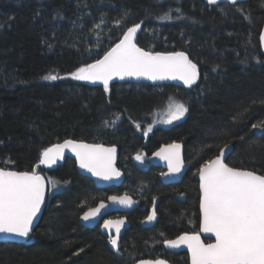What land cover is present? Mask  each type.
I'll use <instances>...</instances> for the list:
<instances>
[{"label": "trees", "instance_id": "obj_1", "mask_svg": "<svg viewBox=\"0 0 264 264\" xmlns=\"http://www.w3.org/2000/svg\"><path fill=\"white\" fill-rule=\"evenodd\" d=\"M165 13L170 18L159 19ZM263 23L262 0H0V167L42 173L51 191L31 239L0 242V264H128L142 257L185 264L162 243L198 228L201 164L231 145L227 164L264 175ZM134 24H141L140 47L183 51L197 64L191 88L115 82L105 90L70 75ZM49 74L60 78L43 79ZM174 98L188 108L185 118L148 132L154 113ZM67 139L116 145L123 185L98 188L69 158L50 171L39 166L47 147ZM171 141L183 142L189 168L165 185L156 167L133 157ZM111 190L140 201L127 214L119 254L97 228L78 222ZM155 199L158 218L145 227L140 222Z\"/></svg>", "mask_w": 264, "mask_h": 264}, {"label": "snow or ice", "instance_id": "obj_2", "mask_svg": "<svg viewBox=\"0 0 264 264\" xmlns=\"http://www.w3.org/2000/svg\"><path fill=\"white\" fill-rule=\"evenodd\" d=\"M209 3L216 4L217 0H209ZM231 3L235 5L237 0H231ZM238 11L244 10L240 8ZM169 18L168 13L159 17V19ZM139 29L141 24L129 27L120 42L106 52L102 59L86 64L70 75L77 80L102 81L105 90L108 89L109 81L114 76L121 79L125 76H145L151 80L179 78L185 85L191 87L199 77L197 64L193 63L184 52L153 54L137 47L133 41ZM259 39L264 42V33L260 34ZM59 78L52 74L43 77L46 80ZM187 111L188 108L184 103L173 102L170 105V117L166 122L179 120ZM260 126L252 125L253 128ZM148 131H151V126ZM65 148L75 152L80 166L88 169L95 176L111 179L120 175V172L113 167L115 148L77 143L72 140L45 149L41 154L40 163L54 164ZM226 148L228 145H224L220 155L198 169L202 228L204 232L215 234V243L204 244L199 235L187 234L180 235L174 240H165L164 243L171 248L186 244L191 252V264H264V175L229 167L223 160ZM179 149V144H172L156 153L168 161L171 173H178L183 167ZM136 159L141 160L142 156L137 154ZM110 199L119 200L121 204L132 203L127 197ZM43 201V177L35 172L0 168V233L28 237ZM104 207L105 205L101 203L99 207L86 212L83 219L96 217ZM154 219L155 212L147 217L148 221ZM123 223V220L115 222L116 235L110 240L117 251H119L117 245L120 226ZM112 226V221L104 222L105 228ZM140 264H150V262L140 261ZM155 264H166V262L157 260Z\"/></svg>", "mask_w": 264, "mask_h": 264}, {"label": "water", "instance_id": "obj_3", "mask_svg": "<svg viewBox=\"0 0 264 264\" xmlns=\"http://www.w3.org/2000/svg\"><path fill=\"white\" fill-rule=\"evenodd\" d=\"M241 1H245V0H237V2H241ZM204 2L208 3L209 0H204ZM220 2H227V3H231V0H217V3H220ZM127 31V30H126ZM125 31V32H126ZM124 32V33H125ZM123 33V35H124ZM139 33V30L137 31V34L136 36L138 35ZM261 33H264V23H263V26H262V29H261ZM260 33V34H261ZM123 35L120 37V39L115 43L113 44L106 52L110 51L111 48L115 47V45L117 43L120 42V40L123 38ZM136 36L134 37V43L136 44L137 47L139 48H142L140 47L137 43H136ZM261 47L262 49L264 50V42H261ZM144 51L146 52H152L153 54L157 53V52H153V51H150V50H147V49H144L142 48ZM105 52V53H106ZM178 52H183V51H178ZM105 53L99 57L98 59H102L103 56L105 55ZM159 53H173V52H162L160 51ZM185 53V52H184ZM187 55V53H185ZM188 56V55H187ZM189 58V57H188ZM96 59V60H98ZM96 60H94L93 62L91 63H94ZM89 63V64H91ZM89 83L91 84H95V85H100V86H104L103 85V82L102 81H88ZM150 83L152 85H160V84H166V83H173L177 86H180L182 88H190L188 85H185L183 83V81H181L179 78H176V79H172V78H165V79H157V80H151L149 79L148 77H145V76H141V77H135V76H125L123 79H121L120 77L118 76H114L110 81H109V84H112V83ZM108 84V85H109ZM67 140H71V139H67ZM66 141V140H64ZM64 141L60 142V143H55V144H52L51 146H49L48 148H52L54 147L55 145H58V144H63ZM74 141V140H72ZM77 143H84V144H88V145H100V144H91V143H86V142H81V141H75ZM172 144H179L180 145V149H179V152H180V157L181 159L183 160V147L180 143H168V144H164L162 145L158 150H156L149 158V161L151 164L153 165H157V166H161L165 169H167V172L164 173L162 176H160V179L164 182V183H176V182H179L187 168H188V165H186L183 161V167L181 168L180 172L178 173H171L169 171V168H168V161L163 159L162 156H159V155H156V153H159L161 152L162 149H167L169 145H172ZM104 148H114V147H109V146H105V145H102ZM224 148V147H223ZM232 149V146L231 145H228V148L224 149V156H223V160H224V163H226V158H227V155L228 153H230ZM115 159L113 161V167L115 169H117L114 165V162L115 160L117 159V149L115 148ZM220 155V151L218 152V154L216 156ZM71 157L75 160L76 162V168H77V171L82 174V175H85L87 176L89 179H91L93 181V183L95 184V186L99 187V188H103V187H107V186H111V185H115V186H118L122 181H123V174L121 171H118L120 172V175L117 177V176H113L111 179H104L102 176H95L92 174V172H90L88 169L86 168H82L80 166V161L79 159L77 158L75 152H73L70 148H65L63 149L62 151V154L60 156V158H58L56 160V162L54 164H42L40 163L39 161V165L40 166H43V167H54L56 166L57 164H60L62 163V161L64 160L65 157ZM214 156L213 158L211 159H215ZM42 158V155L40 156V160ZM210 159V160H211ZM229 166V165H228ZM231 167V166H229ZM0 168H4V167H0ZM5 170H10V171H18L20 172L19 170H15V169H10V168H4ZM240 169V168H239ZM245 170V169H243ZM29 172V171H28ZM38 175H40L41 177H43V181H44V201L43 203L41 204V207H40V211L37 213L36 217L34 218V221H33V227H32V230L29 234V236L31 235L32 231L34 230V228L36 227L37 223L39 222L40 218H41V215L43 213V210H44V207H45V204H46V200H47V197H48V186H47V181L45 179V177L42 175V174H39V173H36ZM258 175H262V174H259L257 173ZM198 186H199V191H200V199H201V190H200V180H199V174H198ZM111 197H117V198H123V197H127L129 198L132 203L131 204H121L119 203V200L117 201H113L111 200L110 198ZM200 199H199V210H200V224H199V232L198 233H183L181 235H184V234H187V235H199L200 237V240L202 243L204 244H210V243H215V234L214 233H211V232H204L203 231V228H202V212H201V209H200ZM103 203L105 205V207L103 209H101L100 213L96 216V217H92L90 218L89 220H84L83 219V216L86 212H89L91 209H95L97 207L100 206V204ZM140 204L139 200L137 199H134L133 197L129 196V195H111L107 198L106 201H102V202H99L95 207L91 208V209H88L86 210L81 216H80V224L85 226V227H92L96 224H98V222L105 216H108V215H111L113 213H119V212H123V213H126V212H129L133 209H135L136 207H138ZM154 212V208H152L151 210V214ZM119 220H123L124 223L123 225L120 226V235H122L123 231L128 228L129 224L127 222V220L125 218H118V219H112V218H108V219H105L103 222H102V225H101V228H100V232L103 233V234H106L108 236H112V235H116V231H115V222L116 221H119ZM105 221H112L113 222V226L110 227V228H105L104 227V222ZM154 222V220L152 221H148L147 219H145L144 221V224L145 225H150ZM28 236V237H29ZM28 237H19V236H15L13 234H5V233H0V242H17V243H21V242H25ZM204 238L206 239H209L210 241L209 242H205L204 241ZM176 239V238H175ZM174 240V239H173ZM164 247L167 249V250H172V251H186L187 252V255H188V263L191 264V252L190 250L188 249L187 245L184 244V245H180L178 248H171L169 247L167 244L163 243ZM157 260H163L166 262V264H170L167 260H164L162 258H158L156 260H152V259H144V260H140V261H145V262H150V264H155V261ZM140 261L136 262L135 264H140Z\"/></svg>", "mask_w": 264, "mask_h": 264}, {"label": "flooded vegetation", "instance_id": "obj_4", "mask_svg": "<svg viewBox=\"0 0 264 264\" xmlns=\"http://www.w3.org/2000/svg\"><path fill=\"white\" fill-rule=\"evenodd\" d=\"M241 2H245V1H241ZM241 2H237V3H241ZM206 3V2H205ZM222 3H227V2H220V3H216V4H222ZM206 4H210L209 2L208 3H206ZM228 4H232V3H228ZM163 52V51H162ZM165 52H178V51H165ZM186 53V52H185ZM188 55V54H187ZM189 57V56H188ZM195 84V83H194ZM193 84V85H194ZM161 85V84H160ZM192 85V86H193ZM177 86V85H176ZM191 86V87H192ZM177 87H180V86H177ZM190 87V88H191ZM180 88H182V87H180ZM182 89H189V88H182ZM186 114H187V112H186ZM186 116V115H185ZM185 116L183 117V119L185 118ZM182 119V120H183ZM162 128H167V127H162ZM261 129H257V132L258 133H261ZM147 135H145V137H144V143H143V145H146V140H147ZM73 140V139H72ZM74 141H79V140H74ZM81 142H85V141H81ZM60 143V142H59ZM86 143H88V142H86ZM168 143H180L181 145H182V147H183V161H184V163L186 164V165H188V168H189V163H188V161H187V158H186V154H185V148H184V145H183V142H180V141H171V142H164V143H161L157 148H155L152 152H150L149 154H147V153H145V152H142L141 150L138 152V154H146L147 156H148V159H146V163L148 164V166H154V167H156L157 169V171H158V174H157V177L159 178V180L163 183V184H165V185H167V184H176V183H178V182H176V183H164L161 179H160V176H162L164 173H166L167 172V169H165V168H163V167H161V166H157V165H153V164H151L150 163V161H149V158H150V156L156 151V150H158L162 145H164V144H168ZM91 144H93V143H91ZM100 145H105V146H109V147H114V148H116L117 149V159L115 160V162H114V165H115V167L119 170V171H121L122 172V174H123V176H124V178H123V181L118 185V186H121V185H123V183H124V181H125V172L117 165V162H118V158H119V149H118V147L116 146V145H113V144H100ZM224 147V146H223ZM222 147V148H223ZM48 148V147H47ZM46 148V149H47ZM221 148V149H222ZM220 149V150H221ZM219 150V151H220ZM232 150V149H231ZM231 152V151H230ZM218 154V153H217ZM229 154L230 153H228V155H227V157L229 156ZM137 155V154H136ZM216 156V155H215ZM214 157V156H213ZM212 157V158H213ZM67 158H69V159H71L73 162H74V165H75V170H76V172L77 173H79L78 171H77V168H76V162H75V160L73 159V158H71V157H65L64 158V160L62 161V163H60V164H57L56 166H54V167H52V168H50V167H43V166H41L44 170H53V169H55L57 166H60V165H62L64 162H65V160L67 159ZM211 159V158H210ZM209 159V160H210ZM227 159V158H226ZM134 160V159H133ZM209 160H207V161H209ZM134 161H136V160H134ZM143 161H145V160H143ZM207 161H205V162H203L202 164H201V166L204 164V163H206ZM226 162V161H225ZM227 164V163H226ZM229 165V164H228ZM40 166V165H39ZM200 166V167H201ZM230 166V165H229ZM232 167V166H231ZM188 168H187V170H188ZM187 170H186V172H187ZM246 170V169H245ZM249 171H252V170H249ZM186 172H185V174H186ZM35 173H37V172H35ZM257 173V172H256ZM39 174H42V173H39ZM80 174V173H79ZM184 174V175H185ZM44 177H45V179H46V181H47V186H48V197H47V200H46V204H47V202L49 201V199H50V185H49V181H48V179H47V177L44 175V174H42ZM80 175H82V174H80ZM82 176H84V177H86V178H88L87 176H85V175H82ZM184 177V176H183ZM197 178H198V175H197ZM89 179V178H88ZM183 179V178H182ZM181 179V180H182ZM92 183H93V181L91 180V179H89ZM180 180V181H181ZM179 181V182H180ZM94 184V183H93ZM95 185V184H94ZM118 186H115V185H111V186H107V187H103V188H113V187H118ZM97 187V186H96ZM199 187V186H198ZM99 188V187H98ZM118 191H115V190H111L106 196H104L102 199H100V200H98L97 202H95L93 205H91L90 207H87V208H85L80 214H79V216H78V222H79V224H80V216L86 211V210H88V209H91V208H93V207H95L99 202H102V201H106L107 200V198L109 197V196H111V195H124V194H126V195H129V196H131L129 193H127V192H121V193H117ZM131 197H133V196H131ZM134 198V197H133ZM135 199V198H134ZM199 199H200V191H199ZM199 199H198V202H197V209H198V217H199V223H198V228L196 229V230H194V231H190V232H181V233H179V234H176V235H174V236H172L171 238H168V239H166V240H173V239H175V238H177L178 236H180L181 234H183V233H198L199 232V224H200V210H199ZM138 200V199H137ZM140 202V201H139ZM156 203H157V200L155 199L154 201H153V204H152V206L147 210V215L141 220V222H140V224L141 225H143V226H145V227H151V226H153L154 224H155V222H156V220H157V218H158V214H157V212H156ZM46 204H45V206H46ZM139 206H140V204H139ZM138 206V207H139ZM138 207H136V208H138ZM45 208V207H44ZM135 208V209H136ZM152 208H154V212H155V219H154V222L152 223V224H150V225H145L144 224V221H145V219H147V217L149 216V215H151V210H152ZM44 211V210H43ZM132 211V210H131ZM131 211H129V212H131ZM129 212H126V213H123V212H119V213H113V214H111V215H108V216H105V217H103L99 222H98V224H96V225H94V226H92V227H87V228H97V230H98V232L102 235V236H104V238H105V242H106V244L108 245V247L110 248V250L113 252V253H115V254H119V251H120V247H121V240L123 239V237H124V234H125V231L129 228V226H128V228H126L124 231H123V233H122V235L121 236H119V239H118V245H117V247H118V249H119V251H117V248H114L112 245H111V242H110V240H111V237L112 236H114V235H112V236H108V235H106V234H103V233H101L100 232V228H101V225H102V222L105 220V219H108V218H112V219H118V218H125L126 220H127V222H128V224L130 225V222H129V220H128V218H127V214L129 213ZM42 216V215H41ZM38 224V223H37ZM81 225V224H80ZM37 226V225H36ZM83 226V225H82ZM85 227V226H84ZM36 228V227H35ZM35 228H34V230H35ZM34 230L32 231V233H31V235L28 237V239L26 240V241H29V239H31V237H32V235H33V232H34ZM25 241V242H26ZM165 241V240H164ZM164 241H163V243H164ZM204 241L205 242H209L210 240L209 239H206V238H204ZM21 243H23V242H21ZM163 243H162V246L164 247V245H163ZM165 248V247H164ZM166 249V248H165ZM167 250V249H166ZM167 251H169L172 255H174V256H178V255H181V256H183V259H185L186 261H183V262H185V264H189L188 263V255H187V252L186 251H172V250H167ZM158 258H162V257H156V258H149V257H142V258H138V259H136V260H134V261H132V262H130V263H128V264H135L136 262H138V261H140V260H144V259H152V260H156V259H158ZM162 259H164V260H167V259H165V258H162ZM168 261V260H167ZM170 264H172L170 261H168Z\"/></svg>", "mask_w": 264, "mask_h": 264}, {"label": "rangeland", "instance_id": "obj_5", "mask_svg": "<svg viewBox=\"0 0 264 264\" xmlns=\"http://www.w3.org/2000/svg\"><path fill=\"white\" fill-rule=\"evenodd\" d=\"M173 102H179L176 98L174 99H171L170 102H168L164 107H162L161 109L157 110L155 113H154V117H153V121L151 122V124L149 126H151V131L156 127V126H161V127H169L171 126L172 124L176 123V122H179L183 119V117H181L179 120H175V121H172V123H167L166 121L169 119L170 117V105L173 104ZM186 114V113H185ZM148 126V128H149ZM147 128V129H148ZM151 131H148V132H151ZM147 133V132H146ZM142 156V159L141 160H137L136 159V156L135 155L133 157L134 160H136L138 163H143V160H146L148 159V156L146 154H139Z\"/></svg>", "mask_w": 264, "mask_h": 264}]
</instances>
